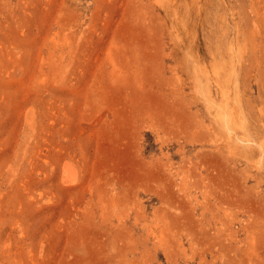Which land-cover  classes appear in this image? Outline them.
Returning <instances> with one entry per match:
<instances>
[{
	"label": "rangeland",
	"instance_id": "obj_1",
	"mask_svg": "<svg viewBox=\"0 0 264 264\" xmlns=\"http://www.w3.org/2000/svg\"><path fill=\"white\" fill-rule=\"evenodd\" d=\"M0 264H264V0H0Z\"/></svg>",
	"mask_w": 264,
	"mask_h": 264
},
{
	"label": "bare ground",
	"instance_id": "obj_2",
	"mask_svg": "<svg viewBox=\"0 0 264 264\" xmlns=\"http://www.w3.org/2000/svg\"><path fill=\"white\" fill-rule=\"evenodd\" d=\"M203 180H204V179H203ZM173 182H174V181H173ZM205 183H206V182H205ZM164 185H165V184H164ZM170 187H171V186H170ZM198 188H199V187H198ZM165 189H166V188H165ZM170 189H171V188H170ZM182 189H183V188H182ZM200 190H201V189H200ZM160 192H161V191H160ZM163 194H164V193H163ZM172 195H173V194H172ZM167 196H168V195H167ZM167 196H166V197H167ZM182 196H183V195H182ZM166 197H165V198H166ZM173 197H174V196H173ZM180 198H181V197H180ZM216 198H217V197H216ZM163 201H164V200H163ZM166 201H167V200H166ZM208 201H209V200H208ZM219 201H220V200H219ZM205 202H206V201H205ZM209 202H210V201H209ZM173 204H174V203H173ZM223 204H224V203H223ZM227 204H228V203H227ZM223 206H224V205H223ZM218 207H219V206H218ZM209 208H210V207H209ZM225 211H226V209H225ZM159 212H160V211H159ZM224 213H225V212H224ZM156 214H157V213H156ZM226 215H227V213H226ZM157 216H158V215H157ZM222 218H223V217H222ZM226 218H227V216H226ZM226 218H225V219H226ZM223 219H224V218H223ZM232 219H233V218H232ZM163 224H164V223H163ZM227 227H228V226H227ZM246 228H247V227H246ZM225 229H226V228H225ZM227 229H228V228H227ZM228 231H229V230H228ZM231 231H232V230H231ZM221 232H222V231H221ZM229 232H230V231H229ZM236 235H237V234H236Z\"/></svg>",
	"mask_w": 264,
	"mask_h": 264
}]
</instances>
